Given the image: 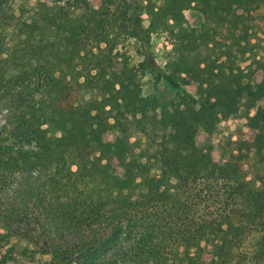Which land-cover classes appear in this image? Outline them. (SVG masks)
Here are the masks:
<instances>
[{
	"label": "trees",
	"instance_id": "trees-1",
	"mask_svg": "<svg viewBox=\"0 0 264 264\" xmlns=\"http://www.w3.org/2000/svg\"><path fill=\"white\" fill-rule=\"evenodd\" d=\"M250 9L264 33V0H0V264H264V53L245 57ZM155 33L171 41L164 67ZM146 76L179 95L154 149L135 153L128 117L156 108ZM241 99L249 135L220 163L209 138ZM220 189L217 210H193Z\"/></svg>",
	"mask_w": 264,
	"mask_h": 264
},
{
	"label": "rangeland",
	"instance_id": "rangeland-1",
	"mask_svg": "<svg viewBox=\"0 0 264 264\" xmlns=\"http://www.w3.org/2000/svg\"><path fill=\"white\" fill-rule=\"evenodd\" d=\"M10 1H12L13 5H18L23 1L28 9H33L36 7L39 0ZM184 16L188 27L199 28L205 23L203 17L194 9L185 11ZM243 16L244 27L247 30L249 39V47L252 50V52L245 54V57H248L249 55H256L259 57L264 53V33L259 31L261 11L250 9L244 11ZM141 19L142 24L146 27L148 25L147 16L142 15ZM150 42L151 51L156 63L160 67H164L173 57L170 52L172 47L169 37L165 33H155L151 35ZM129 49H132V45L129 46ZM203 56L204 53H201V57ZM137 59L135 61L140 60V58ZM248 63L249 61H246L242 63L241 66H245ZM141 86L143 95L151 97L156 101V108L148 113L144 118H141L140 116L128 117V139L135 147V153H138L140 150L151 152L154 149L158 140L159 131L157 128V121L160 118V112L163 108L170 107L177 100L179 95V93L172 90L164 82H156L154 78L150 76L142 78ZM183 89L191 95L195 93L194 86H185ZM5 105L6 103L3 99L0 100V119H5V117H7ZM254 111L255 109H249L247 107L245 99H241L236 115L217 124L216 130L209 140L214 150V156L220 163L227 160L228 150L233 141L245 138L249 135L246 127L247 117L251 116ZM2 194H0V202ZM208 194L210 196L206 197ZM208 194H203L205 197L202 199V202H194V207L192 206L193 210L198 209V212L202 211L203 214L212 213L217 210V199L219 200L222 198L223 189H220V192L218 191L217 193L212 192ZM10 245H13V242ZM22 245L24 246V244Z\"/></svg>",
	"mask_w": 264,
	"mask_h": 264
}]
</instances>
